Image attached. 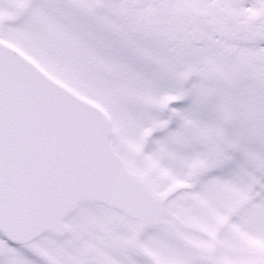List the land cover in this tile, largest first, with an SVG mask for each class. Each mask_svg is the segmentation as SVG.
Wrapping results in <instances>:
<instances>
[{"label":"snow or ice","instance_id":"1","mask_svg":"<svg viewBox=\"0 0 264 264\" xmlns=\"http://www.w3.org/2000/svg\"><path fill=\"white\" fill-rule=\"evenodd\" d=\"M0 264H264V0H0Z\"/></svg>","mask_w":264,"mask_h":264}]
</instances>
